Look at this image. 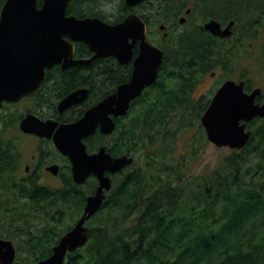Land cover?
Listing matches in <instances>:
<instances>
[{
    "label": "trees",
    "instance_id": "trees-1",
    "mask_svg": "<svg viewBox=\"0 0 264 264\" xmlns=\"http://www.w3.org/2000/svg\"><path fill=\"white\" fill-rule=\"evenodd\" d=\"M5 1L0 0V12ZM93 4L72 0L67 13L103 18ZM214 48L201 32L170 34L156 83L132 102L126 116L115 119L111 135L97 132L87 141L91 151L105 145L113 156L126 154L134 162L113 175L112 189L87 221L89 241L64 264H264V118L249 124L252 136L245 147L231 150L201 175L191 170L200 147L209 143L201 117L217 86L197 99L193 93L222 57ZM76 53L91 54L83 42ZM109 68L111 60L98 62L89 79L92 84L98 79L96 100L130 77L116 67L111 86ZM51 74L58 79L47 89L52 102L90 83L82 71L55 68ZM13 127L11 114L0 117V237L14 242V264H34L48 258L75 225L97 180L80 185L67 171L59 186L16 180L17 154L6 136ZM192 129L189 149L178 156L181 135Z\"/></svg>",
    "mask_w": 264,
    "mask_h": 264
},
{
    "label": "water",
    "instance_id": "water-1",
    "mask_svg": "<svg viewBox=\"0 0 264 264\" xmlns=\"http://www.w3.org/2000/svg\"><path fill=\"white\" fill-rule=\"evenodd\" d=\"M72 0H6L0 12V108L4 102H16L39 89L46 68L61 65L68 69L89 64L94 59L115 56L121 62L132 56L133 44L141 39V49L129 81L120 84L85 111L76 121L59 123L42 120L28 114L20 123L24 132L52 138L57 149L72 164L73 180L80 185L90 176L98 179V186L87 197L85 209L75 225L66 231L53 247V253L34 264H64L69 253L84 247L89 241L87 221L101 208L113 187L111 175L132 165L129 155L113 156L102 146L89 153L84 139L97 131L111 135L116 129V118L126 116L132 102L153 85L163 62L164 51L146 41V26L137 15L123 22L110 24L99 17L79 18L67 13ZM145 0H126L129 5ZM207 28L216 35H230L218 24ZM132 39V41H130ZM76 42L85 43L93 56L76 59ZM244 80H226L216 90L201 117L207 139L217 147L242 149L247 145L252 130L249 123L264 118V102H256L261 88L247 93ZM87 89H78L60 101L58 109L66 111L71 105L84 101ZM58 174V165L48 168ZM17 249L10 239L0 237V264H14Z\"/></svg>",
    "mask_w": 264,
    "mask_h": 264
},
{
    "label": "flooded vegetation",
    "instance_id": "flooded-vegetation-1",
    "mask_svg": "<svg viewBox=\"0 0 264 264\" xmlns=\"http://www.w3.org/2000/svg\"><path fill=\"white\" fill-rule=\"evenodd\" d=\"M93 8L98 14L105 15L103 18L96 15L93 17H99L110 24L121 23L130 15L139 16L146 26V41L163 51V44L170 34L182 35L185 32L192 31L210 36L215 43L214 51L222 57L219 59V63L207 74L214 79L217 76L218 84L223 76H229L221 81L220 85L216 84L217 88L215 87L216 85L214 86L216 90L226 80L231 79L237 82L244 80V89L247 93L261 88L262 92L256 98V102H264L263 86L251 80V70L247 65L242 66V68L239 66L240 61L243 59L242 61L249 62V64L257 67L255 75H261L264 72V68L262 67L264 66V36L261 35L264 31V0H145L133 5L127 4L126 0H118L116 4L113 3V0H94ZM211 23L214 25L218 24L222 30H228L231 34L229 36L214 34L207 28V25ZM77 43H75V46ZM256 43H259V45ZM141 44V39L134 42L132 56L126 62H121L117 57L110 56L94 59L89 64L75 65L68 69H63L61 65H55L50 69L46 68V75L39 89L16 102L3 103L0 108V117L11 114L14 118V127L10 128L11 130L6 133V136L13 139V148L17 154L16 180L26 177L32 178L38 183L49 185L46 179L49 178L48 176H51V178H59L60 182L58 181V184L61 185L63 183V172L67 171L72 175L70 159L57 149L53 139L24 132L20 127L21 121L28 114H34L44 121L54 120L59 123L72 122L81 118L86 110L104 99L107 95L114 93L118 86L124 83L118 84L112 92L106 94L101 99L96 100V97H92L93 90H98L99 83L98 79H94L95 83L92 84L89 79L92 77L94 68L98 67V62L111 60V68L107 71L109 74L108 82H111V86H114L116 83L112 76L116 71V67L126 73H130V77L127 80L129 81L135 69V61L140 53ZM92 56L93 53L85 56L75 53L76 59H88ZM225 61H228V63H225ZM259 62H261L262 66ZM161 66L159 67L158 75ZM55 68H60L61 70L73 69L76 72L82 71L85 73L87 81L90 82L88 85L76 87L69 92L71 94L78 89H87V97L84 101L71 105L63 112L59 111L58 105L69 94L59 98L56 102H52V95L47 90L49 87L51 89L57 86L58 79H54V75L51 74V71ZM95 72L98 73V71ZM234 74L236 75V79L233 77ZM53 84H56V86ZM94 135L84 139L86 146L87 141ZM24 138L35 143V152L28 159H26L21 148V142ZM101 147L91 151L87 146V150L89 153H94L99 151ZM55 164L59 166L58 174H54L48 169ZM111 177L113 179V175ZM90 178H95L98 186V179L95 176H90L88 179Z\"/></svg>",
    "mask_w": 264,
    "mask_h": 264
},
{
    "label": "rangeland",
    "instance_id": "rangeland-1",
    "mask_svg": "<svg viewBox=\"0 0 264 264\" xmlns=\"http://www.w3.org/2000/svg\"><path fill=\"white\" fill-rule=\"evenodd\" d=\"M116 2H118V0H113L114 4H116ZM261 35L264 36V31L261 33ZM263 41H264V38H263ZM256 44L259 45V43H256ZM242 60L240 61L239 66L242 68V66L247 65L248 68L251 70V74H250L252 76L251 80H254V82H256L258 85L263 86V89H264V72H262L261 75H255L257 72L256 70L257 67L253 64H249V62H245ZM259 64L262 66L261 62H259ZM259 64H258V67H259ZM262 67L264 68V66ZM233 77H235L236 79L235 74L233 75ZM217 80H218L217 76L214 79L208 74L205 75L202 81L198 84L195 92L193 93V97L197 99L203 96L204 94H207L210 91H212L213 88L217 86L216 84H218ZM193 133H194V129L188 130L183 135H181L178 141V144H179L178 151H177L178 156H180L181 154H184L185 151L189 149L190 147L189 143L190 141L193 140L192 138ZM24 140L21 142V148L26 156V159H28L35 152V143L33 141L26 140V138H24ZM230 151L231 149L228 147L220 148L209 142L204 147H200L199 152L197 153V156L193 160V163H192V168H191L192 172L195 175H201L202 173L212 170L215 167V165L218 163V161L221 159V157L228 154ZM48 177L49 178H47L46 181L49 183V185L59 186L58 184L59 178L57 177L51 178V176H48Z\"/></svg>",
    "mask_w": 264,
    "mask_h": 264
}]
</instances>
